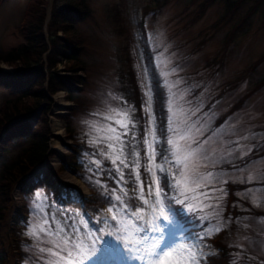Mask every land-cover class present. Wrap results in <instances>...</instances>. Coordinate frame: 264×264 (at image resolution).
<instances>
[{"label":"rangeland","instance_id":"374dc122","mask_svg":"<svg viewBox=\"0 0 264 264\" xmlns=\"http://www.w3.org/2000/svg\"><path fill=\"white\" fill-rule=\"evenodd\" d=\"M43 2L47 17L54 0ZM27 3L28 0H0V53L22 42L17 28ZM86 3L89 13L73 23L81 45L77 60L83 63L84 70L74 71L70 61L59 55L54 63L57 75L69 77L78 90L70 95L65 90L47 93L46 108H36L29 118L30 130L47 126L48 150L43 161L13 182L9 190L10 203L0 223V253L5 251L2 264H37L34 252L29 250L34 241L25 235L33 219L36 191L43 190L48 197L49 211L82 210L92 197L87 182L92 173L84 165L88 159L85 153L90 156L95 151L88 144L86 123L97 119L94 112L102 111L106 102L117 105L120 101L112 97L120 96L135 108L137 117H144V84L150 83L152 93L156 84L158 95H162L158 103L165 108L161 123L166 122L169 91L162 69L169 72L170 82L180 81L178 89L184 92V106L195 112L192 121L197 127L204 126L199 139L212 137L214 143L210 141L206 147H220L221 141H238L247 152L241 157V150H236L227 157V162L217 164L214 169L227 173L223 177L228 181L223 184L227 195L221 202L227 227L207 241L215 251L208 257L218 255L219 249L213 243L217 240L241 253L240 264L258 262L257 256L264 259V85L243 97L264 77V0H86ZM235 26L239 29L226 41ZM57 34H61L60 30ZM18 67L0 62L1 72H14ZM135 86L143 98L139 108L135 94L128 90ZM42 88L46 89L45 83ZM10 96L0 86V105ZM239 101L240 107L230 110ZM154 104L153 97V110ZM222 126L225 131L213 136ZM245 136L248 138L240 139ZM73 146L78 160L76 173L63 168L61 163V158L72 154ZM223 147L235 144L225 143ZM12 150L9 146L1 153L0 170ZM249 174L254 176L251 182ZM45 178L52 180L55 191L42 184ZM227 184L245 186L230 188V193ZM77 193L80 199L73 200ZM236 210H242L243 214ZM15 242L20 256L15 251ZM241 244L242 249L237 247ZM244 253L255 256L244 263Z\"/></svg>","mask_w":264,"mask_h":264},{"label":"snow or ice","instance_id":"6c2138e0","mask_svg":"<svg viewBox=\"0 0 264 264\" xmlns=\"http://www.w3.org/2000/svg\"><path fill=\"white\" fill-rule=\"evenodd\" d=\"M161 74L169 91L165 123H157L150 83L144 84V117L113 96L120 103L106 102L93 113L97 119L86 121L95 151L85 153L84 166L104 206L49 211L43 190L35 192L25 235L34 241L29 250L37 264H204L215 254L207 241L227 227L221 202L228 181L227 173L214 169L236 150L241 157L247 152L238 141L206 147L212 137L199 139L204 126L192 121L195 112L184 106L180 81L170 82L163 69ZM224 131L222 126L213 136ZM234 257L232 264H240L241 253Z\"/></svg>","mask_w":264,"mask_h":264},{"label":"trees","instance_id":"16d2710c","mask_svg":"<svg viewBox=\"0 0 264 264\" xmlns=\"http://www.w3.org/2000/svg\"><path fill=\"white\" fill-rule=\"evenodd\" d=\"M42 5H44L43 0H28L17 28L22 42L8 51L0 53V62L8 65H19L14 72H1L0 70V86L5 87L9 95H11L9 98L4 99L0 105V126H2L0 132V156L7 147H13L9 160L3 163L0 170V223L10 203L9 190L12 183L22 179L31 168L40 164L48 150L47 126H41L39 130L35 131L30 130L29 118L32 112L36 108H46L47 93L52 94L57 90H65L70 95L78 90L73 85V80L69 81V77L57 75L54 71L56 68L54 65L56 56L59 55L63 59L69 60L70 67L75 68L74 71L76 69L84 70L85 68L83 63L77 60L81 50L79 46L81 45H79L80 39L74 33L73 23L82 20L89 13L86 0H54L48 17H46ZM115 10L117 11V9ZM115 17L117 18V15ZM238 29L236 26L232 28L231 34L230 32L228 33L226 41L232 39L234 31ZM58 30L61 32L60 35L57 34ZM70 42L73 45L69 47L68 43ZM43 83L46 84V89L42 88ZM153 83L156 82L153 81ZM262 85H264V77L251 90L243 94V97L248 96ZM128 90L135 94L136 105L138 106L143 99L140 96V91L136 86ZM158 93L160 92L155 84L153 91L154 112L159 121L158 124H162L161 122H164L162 115L165 112V108L158 103L159 98L162 97ZM68 99H72V97L68 96ZM240 103L241 101L232 106L230 110L240 107ZM8 123L9 125H7ZM71 151L72 154L67 155L64 159L61 158V163L64 166L63 168L76 173L75 169L78 166V160L74 146ZM87 182L93 195L87 203L83 204V207L91 211L102 206L103 200L97 187L90 184L89 180ZM42 184L46 188L53 191L56 190L50 178H45ZM227 185L230 193V188L242 189L245 186V184ZM231 197L237 199L234 195H231ZM236 211L238 214H243L242 210ZM213 243L219 249V253L214 257H208L206 264H232L235 258L234 254L238 250L217 240H214ZM15 246V251L20 256L21 251L18 249L19 246H17L16 242ZM2 253H0V264L5 259L4 249ZM253 256L255 255L244 253L243 262L247 263L250 259L249 257ZM257 261L259 263L254 262L253 264H264V259L258 256Z\"/></svg>","mask_w":264,"mask_h":264},{"label":"bare ground","instance_id":"6f19581e","mask_svg":"<svg viewBox=\"0 0 264 264\" xmlns=\"http://www.w3.org/2000/svg\"><path fill=\"white\" fill-rule=\"evenodd\" d=\"M59 131H60V129L57 128V133L58 134H60ZM74 181H76L80 186H82L81 183L77 179H75Z\"/></svg>","mask_w":264,"mask_h":264}]
</instances>
